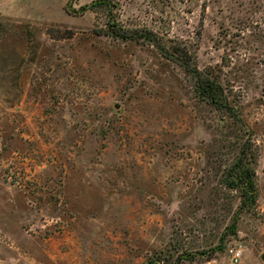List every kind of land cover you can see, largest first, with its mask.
<instances>
[{"label": "rangeland", "instance_id": "1", "mask_svg": "<svg viewBox=\"0 0 264 264\" xmlns=\"http://www.w3.org/2000/svg\"><path fill=\"white\" fill-rule=\"evenodd\" d=\"M93 1L0 0V264H264V0Z\"/></svg>", "mask_w": 264, "mask_h": 264}, {"label": "trees", "instance_id": "2", "mask_svg": "<svg viewBox=\"0 0 264 264\" xmlns=\"http://www.w3.org/2000/svg\"><path fill=\"white\" fill-rule=\"evenodd\" d=\"M108 6L111 10L112 3L109 0H96L93 1L89 5H85L83 9H87L93 6ZM112 12V10H111ZM111 32L117 37L121 38H133L136 40L141 39H149L152 42L156 43L158 46H160L167 56H173L175 55V52L169 51L166 47L162 45V43L158 40L156 35L154 33L149 32H137L136 30H130L122 28V26H119V24L115 23V21L110 23ZM120 27V28H118ZM176 56V55H175ZM182 55L178 53V58H180V62L186 66L188 70H191L193 72V75L196 78V86L197 91L201 96L204 97L207 101L212 103L218 110H227L229 112L232 111L233 114V106L230 104L228 94L226 92V89L223 85H221L215 78H211L207 73H204L201 69L198 67H192L190 63L188 62L187 58L182 59ZM183 60V61H182ZM236 116V113L233 114ZM252 148V142L246 141L243 146L241 147V151L238 158L235 160V162L230 166V169L227 171V173L224 175L226 178V181L230 185L231 188H237L241 190V206L240 211L244 208H251L255 206L256 200L258 198V191H257V185H256V170L254 167V162L256 160L255 156L253 154L249 155V151ZM239 218V212L236 213L233 219V223L230 226V232L236 233L237 232V221ZM225 244V237L221 238L220 244L217 247L211 248L208 251H200L199 253L204 255H211L215 250L221 249L224 247ZM185 255V254H183ZM181 255V258L182 256ZM186 256H189V258H192L191 254H188ZM185 256V257H186ZM191 256V257H190ZM187 258V257H186Z\"/></svg>", "mask_w": 264, "mask_h": 264}, {"label": "built area", "instance_id": "3", "mask_svg": "<svg viewBox=\"0 0 264 264\" xmlns=\"http://www.w3.org/2000/svg\"><path fill=\"white\" fill-rule=\"evenodd\" d=\"M232 251H233V257L236 260H239L242 257V251L240 249L234 248L232 249Z\"/></svg>", "mask_w": 264, "mask_h": 264}, {"label": "water", "instance_id": "4", "mask_svg": "<svg viewBox=\"0 0 264 264\" xmlns=\"http://www.w3.org/2000/svg\"><path fill=\"white\" fill-rule=\"evenodd\" d=\"M262 258L264 259V253L262 254Z\"/></svg>", "mask_w": 264, "mask_h": 264}]
</instances>
